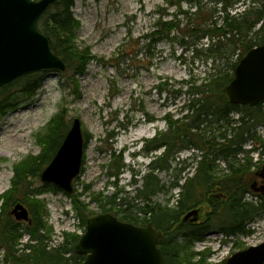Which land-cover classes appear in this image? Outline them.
Instances as JSON below:
<instances>
[{"label": "trees", "instance_id": "trees-1", "mask_svg": "<svg viewBox=\"0 0 264 264\" xmlns=\"http://www.w3.org/2000/svg\"><path fill=\"white\" fill-rule=\"evenodd\" d=\"M73 4L74 0H58L39 18L37 27L49 37L51 49L64 60L66 82L78 95L75 74H82L94 56L88 47L76 44L79 24L73 17ZM169 8L174 9L169 12ZM153 13L156 16L153 25L141 36L147 58L156 44L167 40L189 51L207 71L197 85H192L191 98L181 117L166 116V131L159 132L144 146L145 152L162 151L149 162L150 171L142 177V186L135 188V195L122 197L118 202L117 193L104 198L90 193L88 197L98 202L101 212L112 213L122 221L140 226L152 222L162 233L159 248L164 264H205L210 253L192 250L195 241L212 231L225 238L249 235L253 231L247 225L258 213H264V197L251 191L246 183L254 168L261 166L249 154L257 151L264 154V138L255 129L258 125L264 127V101L249 107L230 104L224 96V88L233 78L239 59L249 49L264 43V0H166L165 6L157 7ZM128 38L117 53L118 63L124 52L138 53L139 43L131 41L129 33ZM43 78L44 73L34 72L1 87L0 115L17 106L21 96L34 94ZM61 114L49 121L44 140H39L43 145L41 152L14 166L11 186L0 195V247L7 264H79L83 260L74 249L78 234H65L61 244L48 246L46 211L41 201L29 198L33 194L29 191V178L38 176L49 163L70 127ZM83 134L86 145L90 136ZM247 143L249 148H245ZM189 149L199 150L200 159L195 160V155L190 158L195 161V169L190 176L183 177V184H179L180 173L171 183L172 188H180L175 205L151 204V197L165 188L154 171L169 170L176 155ZM121 155L111 154L110 169L115 171L111 175H117L124 167ZM217 162H222L224 168L219 169ZM88 189L86 186L84 191ZM248 194L258 202L248 199ZM81 195L75 192L69 196L84 227L92 213L79 200ZM136 199L145 202L138 207L133 203ZM18 202L28 208L26 223L15 220L10 213ZM203 205L207 209L202 220L194 223L182 220L187 211L201 209ZM24 235L28 239L22 243Z\"/></svg>", "mask_w": 264, "mask_h": 264}, {"label": "rangeland", "instance_id": "rangeland-1", "mask_svg": "<svg viewBox=\"0 0 264 264\" xmlns=\"http://www.w3.org/2000/svg\"><path fill=\"white\" fill-rule=\"evenodd\" d=\"M165 1L74 0L72 13L79 24L76 44L88 47L94 58L82 74H75L78 95L73 93L70 82H66L68 72H44L41 87L34 94L21 96L17 106L0 115V195L11 186L14 166L41 152L43 145L39 140H44L49 121L60 112L69 125L78 118L83 133L90 136L85 145L83 166L73 183L74 193H82L79 200L87 204V210L101 212L98 202L88 197L90 193L100 194L102 198L117 193V202L122 197L135 195V188L142 186V177L150 171L149 162L162 151L145 152L144 146L159 132L166 131V116L181 117L182 109L191 98L192 85H197L207 71L189 51L167 40L156 44L151 57L147 58L141 36L150 30L156 18L154 10L165 6ZM128 33L131 41L139 43V50L136 54L124 52L118 63L116 56L129 40ZM255 129L264 138V127L258 125ZM249 147L247 143L245 148ZM112 153L122 154L124 167L117 175H111L115 172L110 169ZM200 154L197 149L183 150L171 161L169 170H155L154 174L165 188L152 196L150 203L173 207L180 188H172L171 183L180 173L179 184H183V177L190 176L195 169V161L190 158L195 155V160H199ZM249 156L253 161H260V165L264 162V154L258 151ZM217 163L219 169L224 168L222 162ZM183 166L186 167L180 172ZM39 174L29 178V191L33 193L29 198L43 204L44 222L50 230L47 244L56 247L64 241L65 234L80 236L84 227L75 214L70 194L42 183ZM254 180L259 183V178L250 174L246 178L247 185ZM86 186L89 187L87 192L84 191ZM248 199L258 202L251 195ZM144 202L143 199L133 201L138 207ZM23 205L28 210L26 204ZM206 209L201 206L198 221L202 220ZM247 226L253 231L249 235L225 238L212 231L195 241L191 249L210 253L205 264H216L241 250L239 244L246 248L264 241L263 212ZM27 239L24 235L21 242ZM0 264H7L1 247Z\"/></svg>", "mask_w": 264, "mask_h": 264}, {"label": "water", "instance_id": "water-1", "mask_svg": "<svg viewBox=\"0 0 264 264\" xmlns=\"http://www.w3.org/2000/svg\"><path fill=\"white\" fill-rule=\"evenodd\" d=\"M58 0H0V87L33 72L55 73L65 62L50 47V39L37 27L38 19ZM230 104L253 107L264 101V43L249 49L233 69L224 88ZM84 155L81 122L74 118L53 158L39 174L42 183L65 193L74 192ZM262 179L251 189L264 196V163L255 173ZM10 213L28 220L25 206L16 203ZM199 209L187 211L182 220L196 221ZM162 233L152 222L144 226L119 220L111 213H93L75 244L79 264H164L159 242ZM216 264H264V241L236 251Z\"/></svg>", "mask_w": 264, "mask_h": 264}, {"label": "flooded vegetation", "instance_id": "flooded-vegetation-1", "mask_svg": "<svg viewBox=\"0 0 264 264\" xmlns=\"http://www.w3.org/2000/svg\"><path fill=\"white\" fill-rule=\"evenodd\" d=\"M257 181V180H256ZM258 182V181H257ZM263 181L261 179H259V183L258 184H261ZM198 222V221H197ZM194 223V222H192Z\"/></svg>", "mask_w": 264, "mask_h": 264}, {"label": "bare ground", "instance_id": "bare-ground-1", "mask_svg": "<svg viewBox=\"0 0 264 264\" xmlns=\"http://www.w3.org/2000/svg\"><path fill=\"white\" fill-rule=\"evenodd\" d=\"M50 47H51V46H50ZM52 51H53V50H52ZM7 84H8V83H7ZM5 85H6V84H5ZM3 86H4V85H3ZM3 86H2V87H3ZM42 170H43V169H42ZM42 170H41V171H42ZM41 171H40V172H41ZM99 213H103V212H99ZM28 214H29V212H28Z\"/></svg>", "mask_w": 264, "mask_h": 264}]
</instances>
